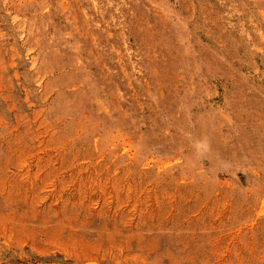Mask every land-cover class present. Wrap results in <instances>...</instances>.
Masks as SVG:
<instances>
[{"label": "rangeland", "instance_id": "1", "mask_svg": "<svg viewBox=\"0 0 264 264\" xmlns=\"http://www.w3.org/2000/svg\"><path fill=\"white\" fill-rule=\"evenodd\" d=\"M0 264H264V0H0Z\"/></svg>", "mask_w": 264, "mask_h": 264}]
</instances>
